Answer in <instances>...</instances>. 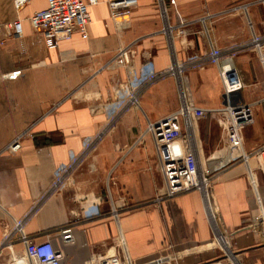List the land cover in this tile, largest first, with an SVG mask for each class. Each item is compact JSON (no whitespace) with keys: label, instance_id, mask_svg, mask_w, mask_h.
Segmentation results:
<instances>
[{"label":"crops","instance_id":"0c3cea01","mask_svg":"<svg viewBox=\"0 0 264 264\" xmlns=\"http://www.w3.org/2000/svg\"><path fill=\"white\" fill-rule=\"evenodd\" d=\"M45 6L0 0V264L47 238L61 264H264V0H137L125 21L97 0L54 49L28 20ZM184 106L202 186L166 196L145 129Z\"/></svg>","mask_w":264,"mask_h":264},{"label":"built area","instance_id":"2783aa9c","mask_svg":"<svg viewBox=\"0 0 264 264\" xmlns=\"http://www.w3.org/2000/svg\"><path fill=\"white\" fill-rule=\"evenodd\" d=\"M32 0H13L14 8L20 12ZM97 0H46L43 9L33 12L29 23L34 30L42 35L45 46L54 49L62 38L70 37L74 32L87 38V28L90 22L88 6L96 4ZM137 0H108L110 16L117 21H125L130 10L136 5ZM5 28L14 34H21L22 25L19 18L6 23ZM218 76L224 93L228 99L232 92L245 86L240 69L230 54L216 57ZM13 79L15 73L7 74ZM231 114V125L238 132L237 123L232 116V108H226ZM187 107L171 113L162 119L149 123L146 132L154 140L158 164L165 181V195L173 196L202 186L203 178L198 169V159L195 152L190 149L184 140L187 134L183 133L178 125V117L186 116ZM188 126V121L185 120ZM21 147V135L16 137L5 148L10 153H15ZM264 172V145L255 153ZM62 238L67 241L71 238L69 229L61 231ZM62 253L55 248L47 238L41 242L27 240L21 254L12 257L9 264H61ZM100 264H120L117 256L111 255L100 261ZM215 264V263H210Z\"/></svg>","mask_w":264,"mask_h":264},{"label":"rangeland","instance_id":"374dc122","mask_svg":"<svg viewBox=\"0 0 264 264\" xmlns=\"http://www.w3.org/2000/svg\"><path fill=\"white\" fill-rule=\"evenodd\" d=\"M228 107L232 108V113H236V107H233V105H231V104L229 103V97H228V102H227L225 108H228ZM227 110H228V109H227ZM185 120H186V118H185ZM147 126H148V125H147ZM147 126H146V129H147ZM146 129H145V132H146Z\"/></svg>","mask_w":264,"mask_h":264},{"label":"bare ground","instance_id":"6f19581e","mask_svg":"<svg viewBox=\"0 0 264 264\" xmlns=\"http://www.w3.org/2000/svg\"><path fill=\"white\" fill-rule=\"evenodd\" d=\"M168 31H169V29H168ZM171 31V30H170ZM187 113V112H186ZM186 116H188V115H186ZM187 118H189V117H187ZM239 263V262H238Z\"/></svg>","mask_w":264,"mask_h":264}]
</instances>
